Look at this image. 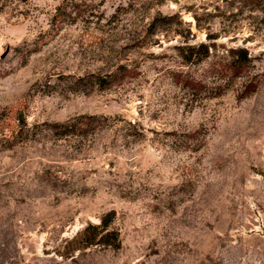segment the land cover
Listing matches in <instances>:
<instances>
[{
	"label": "rangeland",
	"instance_id": "rangeland-1",
	"mask_svg": "<svg viewBox=\"0 0 264 264\" xmlns=\"http://www.w3.org/2000/svg\"><path fill=\"white\" fill-rule=\"evenodd\" d=\"M0 264H264V0H0Z\"/></svg>",
	"mask_w": 264,
	"mask_h": 264
},
{
	"label": "trees",
	"instance_id": "trees-1",
	"mask_svg": "<svg viewBox=\"0 0 264 264\" xmlns=\"http://www.w3.org/2000/svg\"><path fill=\"white\" fill-rule=\"evenodd\" d=\"M157 21V20H156ZM208 40L211 43L202 42L199 44L187 45L183 47V49L187 50V62L196 60V61H204L211 57V50L213 47H216V43L214 40V35H207ZM227 57L218 65V72L221 75H230L233 78H238L244 76V73L248 70V67L251 64L252 58L250 56L249 51L245 47H236L226 49ZM119 73L111 72L107 74L103 73H90L88 75L79 77L75 86L79 88L80 86H87L90 84L92 88L104 89L115 82L124 78L123 76L128 74L129 76L133 73V70L126 65L119 66ZM77 90V89H76ZM108 121V117L96 115V114H81L74 117L69 118L64 122H55L48 123V129L53 132L55 136L58 138H63L73 134H87L89 130L96 128H103ZM137 123V122H136ZM108 224H97L89 226L94 230L106 229ZM88 231L89 228L87 227ZM95 231L92 233V237H89V243L94 244V242L101 243L102 239H98L95 235ZM112 237L110 239L105 240L104 242L107 244L115 245L119 243V232L112 231ZM97 240V241H96Z\"/></svg>",
	"mask_w": 264,
	"mask_h": 264
}]
</instances>
